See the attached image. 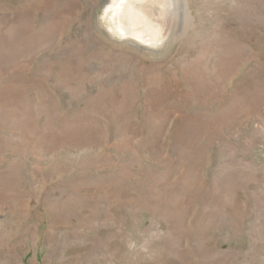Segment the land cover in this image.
Returning a JSON list of instances; mask_svg holds the SVG:
<instances>
[{
  "label": "rangeland",
  "instance_id": "rangeland-1",
  "mask_svg": "<svg viewBox=\"0 0 264 264\" xmlns=\"http://www.w3.org/2000/svg\"><path fill=\"white\" fill-rule=\"evenodd\" d=\"M120 1L0 0V264H264V0Z\"/></svg>",
  "mask_w": 264,
  "mask_h": 264
},
{
  "label": "bare ground",
  "instance_id": "bare-ground-1",
  "mask_svg": "<svg viewBox=\"0 0 264 264\" xmlns=\"http://www.w3.org/2000/svg\"><path fill=\"white\" fill-rule=\"evenodd\" d=\"M154 2L153 0H121L117 4L119 19L116 24L123 37L144 45L163 38L167 30L165 29L167 16L163 10L165 0H156V4ZM169 7L172 31L176 17L175 0H170Z\"/></svg>",
  "mask_w": 264,
  "mask_h": 264
}]
</instances>
